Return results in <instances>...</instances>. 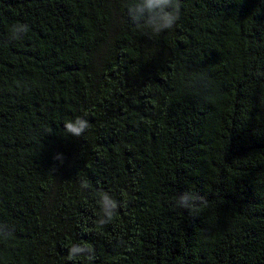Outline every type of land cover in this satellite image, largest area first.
<instances>
[{
  "label": "trees",
  "instance_id": "trees-1",
  "mask_svg": "<svg viewBox=\"0 0 264 264\" xmlns=\"http://www.w3.org/2000/svg\"><path fill=\"white\" fill-rule=\"evenodd\" d=\"M131 2L0 0V264H264V0Z\"/></svg>",
  "mask_w": 264,
  "mask_h": 264
},
{
  "label": "clouds",
  "instance_id": "clouds-1",
  "mask_svg": "<svg viewBox=\"0 0 264 264\" xmlns=\"http://www.w3.org/2000/svg\"><path fill=\"white\" fill-rule=\"evenodd\" d=\"M128 12L131 19L136 22L137 27L149 30L153 35H160L166 30H171L175 27L180 19V4L179 0H132L129 4ZM23 30L27 32V26L15 24L12 26V38L18 39L17 32ZM90 125L87 120L76 117L74 120H68L64 123V132L68 136L82 137L89 129ZM54 159L62 160V154H57ZM86 186V180L81 181V187ZM203 197L193 196L190 192H185L176 200V206L190 211L196 207L197 203H204ZM112 207H116L115 202ZM111 216V213H109ZM105 222L101 221V224ZM12 232L6 226H0V239H8ZM83 249H77L73 244L69 247L70 255L68 260L75 258L74 254ZM90 259V258H89Z\"/></svg>",
  "mask_w": 264,
  "mask_h": 264
}]
</instances>
